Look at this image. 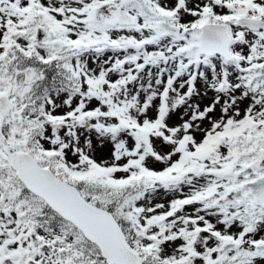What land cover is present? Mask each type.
Returning <instances> with one entry per match:
<instances>
[{
	"label": "snow or ice",
	"instance_id": "1",
	"mask_svg": "<svg viewBox=\"0 0 264 264\" xmlns=\"http://www.w3.org/2000/svg\"><path fill=\"white\" fill-rule=\"evenodd\" d=\"M0 264H264V0H0Z\"/></svg>",
	"mask_w": 264,
	"mask_h": 264
}]
</instances>
